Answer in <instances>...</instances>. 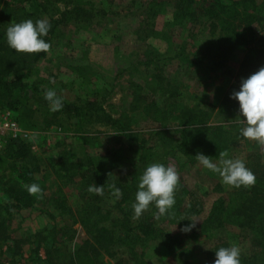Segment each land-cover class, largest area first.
I'll use <instances>...</instances> for the list:
<instances>
[{
    "label": "trees",
    "instance_id": "trees-1",
    "mask_svg": "<svg viewBox=\"0 0 264 264\" xmlns=\"http://www.w3.org/2000/svg\"><path fill=\"white\" fill-rule=\"evenodd\" d=\"M156 2L160 3L161 0ZM164 2L171 7L176 23L183 20L191 23L204 20L209 35H217L214 40L216 47L210 41L201 58V63L208 60L210 70L224 67L235 49L245 51L239 64L244 72L242 78L264 66V33L257 37L256 32L257 26H264V0H211L203 9L194 7L192 0ZM69 3L65 2L57 14L46 18L50 29L43 39L49 44L68 14L79 16L80 11L87 9V12L107 15V11L103 9L70 6ZM31 5L32 9H28L18 1L0 3V108L9 109L13 113L23 104L22 99L27 100L31 93L39 91L35 85L28 84L26 79L35 65L47 55V52H15L5 40V30L10 24L43 19L38 10L40 3L33 0ZM150 10L153 14L158 11L156 7H151ZM141 29L144 32L145 25ZM145 35L148 36L146 33ZM188 56L183 51L175 54V57H185L188 63H199ZM150 84L152 95L141 98L137 96L133 104L134 109H140L155 123L145 132L121 128L117 120L101 106L93 107L90 102L76 104L62 101L63 107L59 110L66 119L75 118L76 122L85 113L92 111L104 116L108 123L119 130L116 136L133 153L127 163L122 162L117 152H107L101 156H92L86 152L77 160H67L64 151L55 163H50L42 154L45 150L39 153L34 151L29 139L17 137L6 141L0 149V240L12 239L7 227L15 213L34 207L43 196L50 195L55 208L63 210L68 218H72L73 223H77L82 229L85 238L72 248L65 245L46 247L44 264H106L102 254L114 258L118 247H123L125 252L118 255L115 264H151L142 257L153 241L160 240L169 250L182 241L181 234L166 232L164 224H176L180 221L190 223L203 211L201 197L185 184L182 165L179 164L176 153L187 156L190 164H195L199 162L197 153L209 155L212 161L220 159V152L226 153L234 147L248 146L253 150L246 153L243 162L254 174L255 183L233 188L231 194L235 202L230 210L227 208L229 197L216 198L203 219L202 228L216 229L227 221H233L231 223L243 230L254 247L250 256L240 257V264H264V144L246 139L241 144L239 138H243L240 128L244 125L238 118L228 124L215 123L207 121L204 116L206 112L195 105L178 106L177 98L182 86L175 80L155 74ZM205 104L207 111H213L219 106L218 97H209ZM221 105V108L227 110L236 109L237 102L228 95ZM165 113H174L172 125L161 124L165 120ZM16 119L19 122L20 119ZM117 161H120V168H117L120 166ZM152 163L175 166L179 176L174 193L175 204L168 214L159 219L156 218L157 209L154 205H150L140 218L133 219L132 204L139 178L145 167ZM45 166H49L58 178H63L65 184H79V204L74 210L68 207L67 198L61 194V189L54 192V196L43 193L36 176ZM31 184L39 185L41 191L29 194L25 186ZM93 184L102 185L103 195L88 191ZM116 188L122 193L119 198L114 195ZM51 230L67 235L70 239L76 229L64 222L61 227H52ZM209 236L213 237L208 241H213L205 249L204 256L211 259L215 257V250L228 247V242L223 236Z\"/></svg>",
    "mask_w": 264,
    "mask_h": 264
},
{
    "label": "rangeland",
    "instance_id": "rangeland-1",
    "mask_svg": "<svg viewBox=\"0 0 264 264\" xmlns=\"http://www.w3.org/2000/svg\"><path fill=\"white\" fill-rule=\"evenodd\" d=\"M12 1L32 9L33 0H0V3ZM35 1L40 3L38 10L43 19L57 14L65 2H70V6L82 5L107 11V15L87 12V9L80 11L79 16L68 14L51 37L47 55L35 65L26 79L39 91L31 93L27 100L22 99L23 104L14 113L29 132L28 139L32 142L33 150L37 153L45 150L42 154L50 163H55L63 151L67 160H77L86 152L92 156L117 152L124 163L133 153L116 136L119 130L95 111L85 113L79 122L75 118L66 119L59 110L51 111L50 104L44 99L47 89L55 90L62 101L76 104L90 102L93 107L99 105L117 120L121 128L145 132L155 123L140 109L133 108L134 99L137 96H151L150 82L155 74H162L181 84L178 106L195 105L206 112L204 116L210 122L228 124L234 118L241 120L237 100L234 99L236 109L227 110L221 108V104L233 90L239 89L244 74L239 64L245 51L235 49L224 67L210 70L208 60L201 63V58L210 41L216 47L214 40L217 35H209L204 20L176 23L171 7L164 2L167 0L160 3L156 2L158 0ZM192 1L194 7L203 9L211 0ZM151 7H156L157 13L153 14ZM143 25L148 36L141 29ZM256 32L259 37L264 33V26H257ZM181 51L199 63H188L185 57H175ZM211 96L218 97L219 106L207 111L205 103ZM174 113H165V120L161 124L172 125ZM242 138H239L241 144L244 139L254 141ZM251 150L248 146H240L226 153L228 158L244 161L246 153ZM175 156L182 165L186 186L201 197L203 211L192 219L195 226L189 231H181V227L191 222L164 224L166 232L182 235L181 243L169 250L160 240L153 241L147 246L143 260L151 264H212L215 257L208 259L204 256L205 249L213 241H208L213 237L209 236L211 234L223 236L228 247L237 246L240 257L250 256L254 247L243 230L231 223L233 221H227L216 229L202 228L203 219L216 198L229 197L227 208L230 210L233 207L235 201L231 193L234 187L224 184L218 173L199 162L190 164L187 156L180 153ZM219 160L212 162L219 163ZM120 167L121 164L117 168ZM36 177L43 193L54 196L53 193L61 189L68 207L74 210L78 206V183L76 186L65 184L63 178H58L49 166H45ZM64 222L76 229L70 239L51 230L52 227H61ZM7 229L12 239L0 240V264H44L46 247L65 245L72 248L85 238L79 225L73 223L63 210L55 208L50 195L43 196L34 207L15 213ZM117 250L114 258L102 254L106 264H115L118 255L125 252L123 247Z\"/></svg>",
    "mask_w": 264,
    "mask_h": 264
},
{
    "label": "clouds",
    "instance_id": "clouds-1",
    "mask_svg": "<svg viewBox=\"0 0 264 264\" xmlns=\"http://www.w3.org/2000/svg\"><path fill=\"white\" fill-rule=\"evenodd\" d=\"M50 29V23L46 19L24 20L12 23L5 30V40L9 48L19 53L48 52L50 44L45 37ZM207 39V38H205ZM204 39V40H205ZM203 41V40H202ZM230 98L238 101V115L241 117L243 127L240 135L264 144V66L251 73L246 78H241L239 89L230 93ZM44 99L50 104L51 111H58L63 107L62 99L57 96L55 90L47 89ZM116 134V133H115ZM199 163L218 173L222 182L226 185L239 188L251 186L255 183L254 174L245 166L240 159L227 157V153L220 152L219 163H213L209 155L196 154ZM179 176L175 166L162 163H152L143 170L135 192L132 204L133 219L141 217L142 213L154 205L157 209L156 218L168 214L175 204L174 193L178 185ZM29 194L41 191L39 185H26ZM88 191L103 195L102 185L93 184ZM116 198L122 193L119 188L114 191ZM195 226L191 222L181 227V231H189ZM212 264H240V249L233 245L231 247H219L215 250V259Z\"/></svg>",
    "mask_w": 264,
    "mask_h": 264
},
{
    "label": "built area",
    "instance_id": "built-area-1",
    "mask_svg": "<svg viewBox=\"0 0 264 264\" xmlns=\"http://www.w3.org/2000/svg\"><path fill=\"white\" fill-rule=\"evenodd\" d=\"M17 137L28 139L29 132L21 126L11 110L0 108V149L8 139Z\"/></svg>",
    "mask_w": 264,
    "mask_h": 264
}]
</instances>
